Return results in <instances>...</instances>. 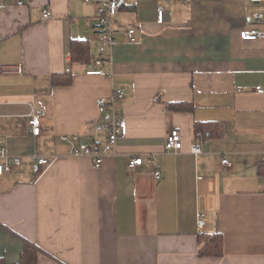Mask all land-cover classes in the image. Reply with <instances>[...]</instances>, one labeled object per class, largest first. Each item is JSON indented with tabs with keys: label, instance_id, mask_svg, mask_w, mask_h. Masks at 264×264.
<instances>
[{
	"label": "crops",
	"instance_id": "obj_1",
	"mask_svg": "<svg viewBox=\"0 0 264 264\" xmlns=\"http://www.w3.org/2000/svg\"><path fill=\"white\" fill-rule=\"evenodd\" d=\"M103 1L0 0V65L22 70L0 76V149L23 158L0 176V264H17L25 244L38 250L37 264H264V94L254 91L264 89V38H239L243 29L264 31L252 18L262 6L121 0L102 75H87ZM73 40L86 42V64L72 63ZM54 75L70 84L54 86ZM115 91L124 136L114 154L98 169L66 156L71 142H105L107 115L96 103ZM32 113L38 137L26 127ZM172 126L182 151L162 155ZM205 138L202 154L191 155ZM33 153L54 158L41 169L27 158ZM136 156L143 165L129 169ZM216 235L222 255L201 256Z\"/></svg>",
	"mask_w": 264,
	"mask_h": 264
},
{
	"label": "built area",
	"instance_id": "obj_2",
	"mask_svg": "<svg viewBox=\"0 0 264 264\" xmlns=\"http://www.w3.org/2000/svg\"><path fill=\"white\" fill-rule=\"evenodd\" d=\"M84 3H91L93 0H81ZM121 0H105L101 3L96 12L97 17V27L96 33V43H97V58L94 61V67L87 69L85 74L87 75H102V72L98 70L101 65L104 64V54L106 50L111 49L115 45V40L113 39L112 26L114 18L118 13V8ZM166 1V0H158ZM176 1V0H170ZM178 1V0H177ZM184 3H189L191 0H179ZM250 3L255 5H261L262 9L258 13H254L252 18L257 23L264 20V0H249ZM3 8L0 6V9ZM42 18L47 21L51 18L50 12L48 10L43 11ZM163 22V8H159L157 11V23L161 24ZM135 30L129 28L126 32L127 38L133 42ZM239 38L242 41H254L259 38H264V31L254 30V29H243L239 33ZM22 70L20 66H7L0 65V76L9 74H21ZM258 94H264V89L261 87H256L254 89ZM123 98V94L119 91L113 92L109 99H98L97 108L100 113L107 115V134L106 140L102 144L96 143H84L74 144L71 142L72 147L66 156L69 157H88L92 162V167L94 169L100 168L103 160L114 154L117 141L124 136L122 131V120L116 115L114 110L115 103ZM26 127L28 133L33 137H38L41 134L40 129V116L37 113H32L26 122ZM63 142L70 143L68 137H61ZM208 139H201L199 142L192 143L189 146V153L191 155L202 154V144H207ZM183 144L181 138L180 128L172 126L168 129L166 140L164 143V149L162 155L176 154L182 151ZM29 160L34 162L38 168L47 167L54 157L41 156L33 153L27 157ZM23 162V158L20 156L9 155L4 149H0V176L12 172L13 168L20 166ZM221 164L230 167L231 163L224 157L221 160ZM260 164L264 165V153L260 158ZM143 165V159L140 156L130 157L127 162V167L129 169H135ZM147 165L153 169V175L158 180L160 179V169L157 165L156 155H150L147 159ZM264 192V189H263ZM197 225L203 226L204 221L201 215L198 214Z\"/></svg>",
	"mask_w": 264,
	"mask_h": 264
},
{
	"label": "trees",
	"instance_id": "obj_3",
	"mask_svg": "<svg viewBox=\"0 0 264 264\" xmlns=\"http://www.w3.org/2000/svg\"><path fill=\"white\" fill-rule=\"evenodd\" d=\"M70 53H71V59L72 63H83L86 64L89 60V54H88V46L86 42L83 41H76L73 40L71 42L70 46ZM70 77H65L64 75H54L52 77V83L54 86L59 85H69L70 84ZM181 106L180 104H171L169 105L170 110H174L179 108ZM195 131L198 133H201L202 136L210 135V131L207 130L205 125H196ZM210 239V238H209ZM213 240H209L208 243H205L201 250L200 255L201 256H214V257H220L222 255V239L219 235H216ZM38 259V250L36 247L25 244L23 246V250L20 254L19 260L17 264H37Z\"/></svg>",
	"mask_w": 264,
	"mask_h": 264
}]
</instances>
